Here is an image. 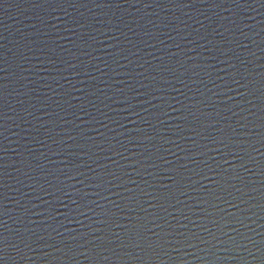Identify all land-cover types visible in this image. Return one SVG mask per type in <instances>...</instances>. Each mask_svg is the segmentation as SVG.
Listing matches in <instances>:
<instances>
[{"label": "water", "instance_id": "water-1", "mask_svg": "<svg viewBox=\"0 0 264 264\" xmlns=\"http://www.w3.org/2000/svg\"><path fill=\"white\" fill-rule=\"evenodd\" d=\"M0 264H264V0H0Z\"/></svg>", "mask_w": 264, "mask_h": 264}]
</instances>
